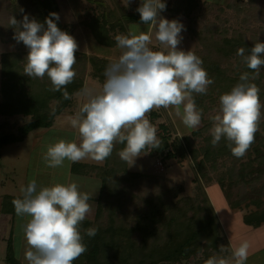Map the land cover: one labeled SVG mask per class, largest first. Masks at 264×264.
<instances>
[{"label":"clouds","instance_id":"9594fccd","mask_svg":"<svg viewBox=\"0 0 264 264\" xmlns=\"http://www.w3.org/2000/svg\"><path fill=\"white\" fill-rule=\"evenodd\" d=\"M135 10L140 23L148 26L147 32L131 24L127 34L114 37L120 55L107 65L99 88L81 90L79 108L67 118L79 143L59 139L46 144L42 159L47 167L63 168L65 161L71 164L85 159L103 163L117 143L124 145L118 152L120 159L133 165L142 153L160 147L157 130L147 119L153 109L174 110L188 129L196 130L201 125L202 110L197 108L194 94L206 95L214 81L202 67L200 57L178 48L185 26L160 15L166 10L163 0H142ZM49 15L52 18L46 17L43 24L26 13L20 20L10 15L8 22L15 30L13 39L28 49L24 74L38 79L47 76L50 90L65 89L62 96L68 100L71 97L66 86L76 77L78 45L57 27L54 21L59 15ZM153 35L158 46L155 49L150 46ZM237 55L251 71L241 73L239 82L219 96L209 133L213 146L224 139L231 154L242 158L259 131L264 108L260 89L252 82L264 67V42L257 40L249 49L238 48ZM20 191L21 197L12 203L18 217H27L21 226L27 264H73L87 251L80 225L92 211L88 203L92 197L81 192L76 182L53 181L49 186H38L32 179ZM96 233V228L85 230L89 237ZM249 247L243 241L231 248L230 258L211 256L205 264H246ZM220 251L228 249L220 246Z\"/></svg>","mask_w":264,"mask_h":264},{"label":"rangeland","instance_id":"374dc122","mask_svg":"<svg viewBox=\"0 0 264 264\" xmlns=\"http://www.w3.org/2000/svg\"><path fill=\"white\" fill-rule=\"evenodd\" d=\"M55 1V13L59 15V24L62 23L63 29L67 28L70 30L68 34L75 39L78 45V50L75 53L77 62L74 65V70L76 72L75 81H79L80 87L79 90L70 95L71 99L69 103L58 113V116L54 117L52 111L57 106L58 99L51 96L53 92V90H50L52 85L47 76L43 79H38L30 78L24 74V59L28 53V49L23 42L18 43L13 39L15 30L9 26L8 22L10 15L15 16L17 20H20L25 13L29 15L30 19H35V17L29 8L19 5V0H0V103L8 101L7 104H11V102L19 101L21 104H30V107L33 105L32 111L27 113L15 112L12 115L0 113V136L2 132L18 135L17 126H21L31 119L40 123L47 121L46 123L54 131L42 134V145L40 147H33L39 140V135L35 134L38 132V127L28 129L25 132L26 135L25 133L23 134L22 141L18 142L14 139L17 142L0 144V264H10L6 260V257L10 256L9 254L22 256L21 252L26 247L24 241L17 242V248L12 246L13 242L10 240V235L11 231L13 232L16 229L15 217L18 216L16 214L12 216L5 215L4 211L1 210L5 197L10 193H17V189L20 190L26 178L28 181L38 179V186H49L53 181L62 183L63 176L60 175L59 178H52L50 171L53 169L47 167L42 159V154L46 151L44 147L46 141L50 140V143H52L59 139L66 141L73 140L74 135L71 136L70 132L75 129L71 128L67 118L74 115L79 108L81 103L79 93L85 88H99L104 82V72L107 65L120 55V50L116 45L113 47L100 46L93 39L86 25H84L96 13V9L98 8L97 0ZM104 1L111 8L116 4L128 7L140 3L139 0H130L128 3L127 0ZM163 2L166 4V10L161 12L160 15L168 20H178L185 26V30L181 33L183 39L178 45V48L184 51L190 50L195 54L198 53L200 56L203 55L200 54L202 46L196 40L195 34L202 27L209 24H213L212 27L206 29L207 32L203 31V33L206 32L203 35H207L209 38L212 37L213 32L225 34L226 30L230 33L233 28H242L244 31L245 29L247 30L246 34L258 33L264 39V8H262L264 7V0H255L253 3L249 0H241V2L239 0H189L188 2L194 7L190 10V16L175 14L169 10L174 2L177 3V0H164ZM235 2L240 5L233 7ZM176 3L175 6L177 5ZM180 4H183V0L180 1ZM178 7L186 10L184 6L179 5ZM175 8L177 9V7ZM247 21L248 23H246ZM131 24H137L141 30L147 32L148 26L140 22L128 24L127 30ZM57 27L62 30L59 26ZM150 46L154 49L158 47L154 35L153 44ZM223 63H225V60H223ZM3 70H5L4 77L2 76ZM225 91L227 89L222 90L220 86L215 85L207 91L206 95L194 94L202 101L200 104L202 119L199 127L207 125V128L199 136H191L190 132L192 130L186 128L179 117L175 116L174 110L171 109H153L147 113V119L156 128L158 139L163 135L164 137L169 136L168 141H171L175 137L184 143L186 141L184 137H187L193 149H199L204 145L205 136L209 133L211 127V120L208 121L207 119L218 110L219 95L222 92L224 94ZM160 124L164 126V129H162ZM61 130L66 132H62ZM47 135H49V138L46 137ZM76 138L75 142L78 143L79 137L77 136ZM159 140L161 141V139ZM228 143V141L222 139L217 145L213 146L214 152L211 158H215V160L204 162L205 175H202L201 172L198 173L189 150H186L182 158L176 156L166 159L163 158L162 151L159 152L157 149H152L146 154L142 153L141 156L135 159L134 164L130 166L118 156V152L124 145L117 143L114 146L112 155L107 158V162L105 160L103 163H97L93 160L85 159V161L97 163V165L100 164L103 168L99 174H92L98 178L100 187L102 186V188H100L101 192L98 194L97 204L95 201L96 206L94 210L85 219L88 222L87 226L80 227L83 243L87 238L85 230L88 228H96L98 234L105 233L107 225L114 228V214L111 216V212L107 210L108 203L106 202V197L107 199L111 197L113 189L116 190V186H121L117 183H127L130 177L128 173L133 172L146 178L151 176L160 178L159 181L149 186L144 185L143 187H139L134 185V190H132L138 195L143 196L148 194L149 191L155 193L158 188L171 187L174 188L172 189L173 192L176 191V188H179V197L191 198L192 205L196 210L194 212L184 207L182 209L184 214L190 216L194 213V218L202 216L204 211L199 208V205L201 204V198H204L212 208L217 220L216 237L220 241L217 250H214L210 244H207L205 247L200 246L195 251L190 250L189 254H183L179 259L159 264H205V261L211 256L230 258L231 248L238 246L243 241H247L250 245L246 264H264V222L255 228L242 222L243 214L256 210L255 204L249 200L257 196L259 199L263 198L262 194H260L261 188L260 190L258 189V194L247 188L246 192L242 195L244 199L239 206L230 208L224 194L216 183V179L219 178L227 181L228 176L226 175L228 169L235 165L237 166L247 158L244 156L235 159L227 146ZM66 163L67 161H65ZM214 165L215 169L212 170ZM59 169L63 170L62 168ZM73 178L76 180L75 177ZM194 220L197 221L198 219ZM104 239L108 241V237H104ZM100 242L102 241H99V239L95 240L99 253L94 256L93 260L97 263L98 261H102L101 258L104 261L108 259L105 254L109 252L108 249L106 253L107 248L104 242H102L103 245ZM6 245L9 249H7ZM220 246H224L228 251L221 252ZM14 252L15 254H13ZM18 252L19 254H17ZM93 260H91L90 255L86 251L77 260L73 261V264H93ZM16 261L19 264H27L25 259L22 263H20L19 258Z\"/></svg>","mask_w":264,"mask_h":264},{"label":"trees","instance_id":"16d2710c","mask_svg":"<svg viewBox=\"0 0 264 264\" xmlns=\"http://www.w3.org/2000/svg\"><path fill=\"white\" fill-rule=\"evenodd\" d=\"M139 1V4L128 7L116 4L111 8L104 0H97L98 8L96 9V13L84 25H86L93 39L99 45L113 47L116 45L114 39L116 35L127 34L128 23L140 22L139 13L135 10L142 2V0ZM180 1L177 0V3L174 2L169 10L176 14L190 16V10L194 7L188 2L189 0H183V4H180ZM249 1L252 3L255 2V0ZM175 3L177 4L176 6ZM193 4L195 3L193 2ZM19 5H24V7L29 8L35 20L38 19L37 21L43 24L46 17L52 18L49 15L50 13H55L56 1L19 0ZM179 5L184 6V8L186 7V10L178 7ZM239 5L235 2L233 7ZM174 7H177V9H174ZM54 22L63 31L67 33L70 31L67 28L63 29L62 23L59 24L58 21ZM212 25L209 24L208 26L202 27L195 34L196 40L202 46L201 50L203 49L202 51L200 50V54H203L202 56L198 55V53L196 55L203 61L202 67L206 70L208 77L214 81L208 87V90L217 85L222 90L227 89L225 91L227 93L239 82L241 73L251 71L242 63L241 57L237 55V49L241 47L249 49L257 40L264 42V39L258 33L246 34L247 30L245 29L244 31L242 28H233L230 33L226 30L225 34L213 32L210 38L207 35H203L207 32L206 29H210ZM203 31L206 32L203 33ZM223 60H225V63H223ZM2 68L4 67L2 66ZM5 70L2 72L3 77L5 76ZM75 80L66 86L69 95L79 90V81L76 82ZM252 82L260 89L259 96L262 105H264V67L261 68L259 77ZM64 90L53 91L51 93L52 97L58 99V104L53 109L54 111H52L54 114H58L70 101V99L65 100L63 98L62 92ZM194 99L197 108L201 110L200 104L202 101L195 95ZM7 102L2 101L0 103V113H3V115H12L15 112L27 113L33 109V105L30 107L28 103L21 104L19 101H14L11 104H7ZM207 120L210 121V118ZM37 123L38 121L31 119L21 126L18 125V135L2 132L0 144L18 139V136H23L28 128ZM160 126L164 129L162 124ZM206 126L203 125V127L192 130L190 135H201L207 128ZM168 138L169 136L164 137L163 135L159 138L161 139V144L157 150L159 152L162 151L163 158L171 159L176 156L182 158L186 150H189L198 173L201 172L202 175H205L204 162L215 160V158H211L214 147L211 143L212 137L210 133L206 134L204 145L199 149H193L187 137H184L186 139L184 143L175 137L171 141H168ZM245 156L247 157L245 161H241L237 166L235 165L228 169L227 175L225 174L228 176L227 181L219 178L216 179V183L224 194L230 208L239 206L244 199L242 195L246 192L247 188L257 194L259 193L258 189L260 190L261 188L262 191H260V194H262L263 198L259 199L257 196L249 200L255 204L256 210L242 215V222L245 225L255 228L264 222V108H262L259 131L255 134L254 142L251 144ZM234 158L237 159L236 157ZM79 164L88 168L86 173L95 175L99 174L103 168L101 165ZM214 169L215 165L212 167V170ZM129 175L130 177L127 183H117L121 186H116V190L113 189L112 196L108 199L106 197V202L108 203L107 210L111 212V216L114 214V228L107 225L104 231L105 233H96L93 237H84L86 238L84 244L87 247V252L91 260L99 253L95 240L99 239V241L104 242L107 248L106 253L109 249L108 254H105L108 259L104 261L101 258L102 261H98V263L93 260V264H159L179 259L183 254H189L191 252L190 250L195 251L200 246L205 247L207 244H210L214 250L219 248L220 241L216 237L217 220L206 199L201 198V204L199 205V208L204 211L203 215L194 218V213L190 216L183 213L182 209L184 207L194 212L196 210L192 205L191 198L179 197V188H176L175 192L172 191L174 188L171 187L158 188L155 193L149 191L148 194L140 196L133 192L134 185L139 187H143L144 185L149 186L159 181L160 178L152 176L146 178L143 175L133 172L128 173ZM98 198L99 196L96 197V204ZM133 200L135 201L133 202ZM194 219L198 220L195 221ZM87 224L88 222L84 220L80 227L83 228ZM104 237H108V241H105ZM6 260L10 264H19L18 261L10 257H6Z\"/></svg>","mask_w":264,"mask_h":264},{"label":"crops","instance_id":"0c3cea01","mask_svg":"<svg viewBox=\"0 0 264 264\" xmlns=\"http://www.w3.org/2000/svg\"><path fill=\"white\" fill-rule=\"evenodd\" d=\"M197 1H199V0H197ZM130 23H132V22H130ZM130 23H128V24H130ZM100 46H102V45H100ZM104 47H108V46H104ZM53 115H54V117L55 116H58V114H53ZM46 122H44V123L38 122L36 125L34 124L30 128H28V129H31V128L38 127V129H37L38 132L35 133V134L36 135H39V137H38L39 140H38L37 144H35L33 147H36V146H39L40 147L42 145L41 144L42 134H45L48 131L50 133L54 132L53 129H51L52 127H49V124L46 123ZM61 131L62 132H66V131H63V130H61ZM58 132H60V131H58ZM50 133H49V135H50ZM25 135H26V133H25ZM49 135H47L46 137L49 138L48 137ZM70 135L71 136L74 135L72 141H76L77 140L76 137L78 136V134L76 133V130L71 131L70 132ZM22 137L23 136H18V139H16V140L18 142L19 141H22ZM14 141L15 140H12L10 142L12 143ZM17 141H15V142H17ZM10 142H8V144ZM48 143H50V140L49 141H46V144H48ZM4 144H7V143H4ZM79 163H86V164H89V165L90 164L97 165V163H93V162H89V161H85V160H82V161H80L78 163L76 162V163H71V164H69V162H67L65 164V167L62 168L63 170H60L59 168H56V169H53L52 168L53 170H51L50 172H51L52 178L53 177L59 178V176L62 175L63 176L62 183H69V182H76V183H78L79 190L81 192L88 193L90 195V197H92L88 201V203L92 206V211H93L94 208H95V206H96V204H95L96 197L98 196V194L100 192V188H101L100 187V182H99V180H98V178L96 176L92 175L91 173H86V170H88V168L87 167H83L84 165H80ZM98 165H100V164H98ZM14 175H15V173H14ZM72 176L75 177L76 180ZM28 182L29 181L26 178V180L23 183V186H26L28 184ZM36 182L38 183L39 180L37 179ZM21 195H22L21 194V191L17 189V193H10L8 196L5 197V201L1 205L2 206L1 207V210L4 211L5 215L12 216L13 214H16L12 202H13L14 199L20 198ZM88 216H89V214L87 215V217ZM15 219H16L15 220L16 229L13 232L11 231L10 240H12V242H13V245L12 246L15 247V248H17V246H18L17 245V242L24 241V239H23V232H22V227L21 226L27 220V217H23V218L22 217H15ZM24 243L26 245V242L25 241H24ZM10 244H11V241H10ZM6 247H7V245H6ZM7 249H9V247H7ZM21 253H22V256H18V255L17 256L16 255L13 256L12 254H9L12 257H10V256H7V257L13 258L15 260L17 258H19L20 259V263H22V261H24V255H23L24 254V251L21 252ZM13 254H15V252ZM17 254H19V252Z\"/></svg>","mask_w":264,"mask_h":264}]
</instances>
